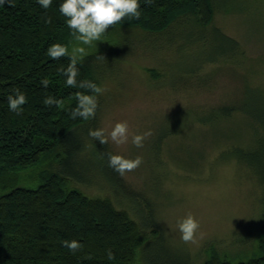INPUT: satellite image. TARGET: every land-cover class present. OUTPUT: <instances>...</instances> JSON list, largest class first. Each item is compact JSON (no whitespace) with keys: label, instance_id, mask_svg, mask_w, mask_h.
<instances>
[{"label":"rangeland","instance_id":"374dc122","mask_svg":"<svg viewBox=\"0 0 264 264\" xmlns=\"http://www.w3.org/2000/svg\"><path fill=\"white\" fill-rule=\"evenodd\" d=\"M213 2V25L202 26L192 15L169 34L116 25L106 32L121 43L130 41V32L136 35L129 54L109 58L108 70L101 71L99 87L105 91L100 95L98 128L110 131L116 122L127 120L131 133L152 132L140 148L131 137L125 145L117 146L110 139L109 143L115 154L143 157L136 170L122 177L140 191L144 210L141 214L128 210L146 237L156 232L144 216L159 221L168 240L167 252L156 247L163 261L191 257V264H199L215 247L238 264L259 251L264 164L256 166L259 172L238 159L236 148H250L264 135L262 121L256 118L259 113L264 116V0ZM105 41L104 35L102 41L84 47L90 51ZM248 87L260 88L262 98L249 96ZM234 104H246L251 114L235 111L227 116L217 108ZM97 157L95 146L79 161L69 160L66 152L50 155L23 171L30 178L24 184L35 187L40 182L37 175L52 170L89 196L119 201L116 189L105 188L99 177L90 182L71 179L91 177ZM189 212L201 222L194 243H185L177 227Z\"/></svg>","mask_w":264,"mask_h":264},{"label":"trees","instance_id":"16d2710c","mask_svg":"<svg viewBox=\"0 0 264 264\" xmlns=\"http://www.w3.org/2000/svg\"><path fill=\"white\" fill-rule=\"evenodd\" d=\"M62 2L53 0L48 9L42 8L37 0H11V6L8 3L0 6V264H191V257L163 261L165 257L158 255L156 247L167 252L168 243L159 221L144 214V221L150 223L146 225L156 233L150 237L143 235L142 226L128 210L131 208L140 214L144 210L140 191L109 167V154H115L110 143L101 144L88 135L89 129L99 126L102 96H98L99 106L94 118L74 120L70 116L77 105L75 93L87 90L67 86L66 77L58 72L61 66L67 67L68 57L53 60L47 55L54 43L67 44L69 50L78 43L66 25V17L59 11ZM140 5L139 19L126 18L116 26L138 28L141 33L169 34L179 21L192 15L202 26L214 24L213 0H152L151 4L140 0ZM49 17L51 23L46 22ZM129 35L136 34L133 31ZM105 36L107 41L87 51L88 55L78 63V83L90 81L99 86L104 74L101 71L108 70L109 58L120 59L129 54L133 36L127 44L113 41L106 33ZM100 55L105 59H98ZM44 78L50 81L48 88L40 84ZM15 87H19L28 100L21 115L8 107L7 97L13 94ZM250 93L258 100L259 96L262 98L260 88L248 87V95L252 96ZM47 96L63 100L64 107L46 106L43 101ZM261 105L264 106V97ZM245 106L234 104L217 108L227 116L235 111L250 115V109ZM262 114L259 113L262 118H256L262 121L263 129ZM262 136L260 134L250 148H236L238 159L259 172L264 164ZM92 146L100 156L89 171L92 176L71 179L90 182L93 177H99L105 188L116 189L119 201L108 196H89L71 186L69 178L52 170L37 175L40 181L37 186L24 184L25 179L30 178L23 171L41 160L66 152L69 160L79 161L86 158ZM260 181L264 184V173ZM260 233L258 253L238 264H264V223ZM73 239L83 245L75 254L63 246V241ZM107 249L113 251L114 260L107 259ZM206 254L207 259L199 264H233L215 247H210Z\"/></svg>","mask_w":264,"mask_h":264},{"label":"clouds","instance_id":"9594fccd","mask_svg":"<svg viewBox=\"0 0 264 264\" xmlns=\"http://www.w3.org/2000/svg\"><path fill=\"white\" fill-rule=\"evenodd\" d=\"M39 5L48 9L52 6L53 0H37ZM151 4L152 0H146ZM8 3L11 6V0H0V6ZM140 0H63L59 5L60 13L66 17V25L71 30V34L81 46H72L69 50L67 44L54 43L47 51V55L53 60H59L62 57H68L69 63L66 68L61 66L58 72L66 77V84L69 87L86 89L87 92L78 91L75 93L77 105L71 110L70 116L72 119L82 118L88 120L94 118L99 106L98 96L103 95L104 89L90 81H80L78 63L83 61L88 55L86 47H92L94 42L102 41V37L110 27H114L126 18L139 19L141 16ZM51 23L49 17L46 21ZM98 59H105V56L100 55ZM50 81L44 78L40 84L44 88H48ZM12 93L7 97L9 110L17 115L23 113V106L28 102L25 93L19 87L12 89ZM90 93V94H89ZM43 103L46 106L56 105L59 108L64 107V101L56 99L53 96H47ZM88 135L94 140H99L101 144H107L109 139L117 146L125 145L129 142L136 147H143V143L148 139L152 132L151 130L143 133H131L130 124L127 120L118 121L111 128L89 129ZM143 163V157L137 155L135 158H129L121 154H109L108 165L121 176L126 172L136 170ZM177 227L181 234V239L185 243H194L201 227V222L192 213L186 214L183 218L177 221ZM63 246L68 248L73 254L83 248V245L73 239L71 241H63ZM107 259L114 260L115 255L111 249H107Z\"/></svg>","mask_w":264,"mask_h":264}]
</instances>
